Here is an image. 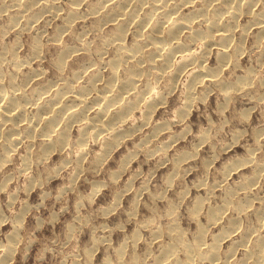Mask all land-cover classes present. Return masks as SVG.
Instances as JSON below:
<instances>
[{
  "label": "bare ground",
  "instance_id": "1",
  "mask_svg": "<svg viewBox=\"0 0 264 264\" xmlns=\"http://www.w3.org/2000/svg\"><path fill=\"white\" fill-rule=\"evenodd\" d=\"M58 1L9 0L7 6L0 7V12L7 14L2 28L7 33L28 30L44 13L60 20L49 40L57 49L51 61L54 80L40 83V79L29 86L35 77L45 74L20 72L28 59L16 55L17 42L1 47L0 60H6L11 72L8 76L0 72V169L18 146H23L25 168L32 163L43 164L56 153L60 167L71 164L78 174L87 164V172H94L120 143L130 142L134 147L135 140L147 143L165 134L171 124L157 122L156 114L164 109L166 96L171 94L184 106L178 115L180 122L190 116L198 102L217 93L227 97H223L225 105L237 95L246 96L254 104L262 103L264 121V81L254 82L248 69L239 76L233 74L232 79L222 77L225 68H239L237 60L251 28L255 34L248 41L249 49L264 43V0H96L85 3L84 12L79 6L85 0H71L63 14L58 13ZM240 17L247 23L239 24ZM86 20L91 24L89 29L74 33L73 25ZM103 28L107 32L101 40L98 38L97 45L88 43L94 49L86 58L87 45L68 46L61 37L69 34L82 42L87 31L95 33ZM235 32L239 34L234 41ZM31 39L28 58L38 60L42 46L39 39ZM108 49L110 56L103 60V54L108 53L103 52ZM212 54L213 64L208 65ZM74 128L76 138L72 140ZM208 135L203 131L200 140L205 142ZM263 135L264 128L253 131L257 147L249 148L243 161H233L222 174L223 180L209 187L205 182L197 183L206 192L186 207V216L195 222L191 240H186L187 231L179 226V203L167 201L163 214L167 225H158L156 218L139 224L151 233L155 252L149 251V244L135 252L138 237L134 235L129 250L121 244L113 251L114 260L107 258L102 264H264V153L255 156ZM186 158L175 161V173L171 172L166 183L171 184ZM244 167H249L246 175L222 185L230 171ZM216 188L220 189L217 196ZM182 197L183 193L179 201ZM225 240L227 245L221 250ZM13 245H8L9 258ZM89 253L86 264H90Z\"/></svg>",
  "mask_w": 264,
  "mask_h": 264
},
{
  "label": "rangeland",
  "instance_id": "2",
  "mask_svg": "<svg viewBox=\"0 0 264 264\" xmlns=\"http://www.w3.org/2000/svg\"><path fill=\"white\" fill-rule=\"evenodd\" d=\"M25 1L28 0H22ZM70 1L57 2L59 14L67 11ZM95 1L85 0L79 6L80 10L84 12L85 3ZM7 3L9 0H0V7L7 6ZM44 14L39 15L41 17H38L28 30L24 29V32L19 33H16L17 30H10L7 33L2 30L6 25L7 14L4 11L0 12V50L2 46L7 48L9 44L17 42L16 55L20 59H28V63L25 62L27 65L24 64L20 72L42 71L41 75L45 74L38 79L35 77L30 85L27 84V90L30 89L29 86L38 82L36 80L41 79L40 83L42 80H54L56 74L51 67V61L55 58L57 49L53 48L49 40L60 20L59 17L50 18L48 14ZM240 18L239 24L247 23L245 17ZM85 22L75 23L73 32L88 30L91 24L87 20ZM106 32V28L95 33L87 31L82 42L76 41L69 34H62L61 37L68 46L87 45L86 48L90 52L85 51L83 58H86ZM254 32V28H251L249 37L243 43L244 52L242 51L237 60L239 68L237 70L232 66L225 68L222 73L223 79H232L233 74L239 76L248 69L254 75V82L264 81V47L261 48L264 43L257 45L255 50L249 49ZM238 34L235 32L234 41L237 40ZM33 37L39 39L43 47L42 57L38 60L28 58V47ZM259 50L263 54L259 55ZM103 53H107L103 54L105 55L102 56L103 60H108L109 49ZM209 57L208 65L213 64V54ZM6 65V60L0 62L2 76H8L11 72L10 67ZM262 91L264 98V90ZM210 95L203 103L200 101L191 108L190 116L183 122L178 119L184 107L181 104L182 100H176L174 94L166 96L164 109L156 114L157 122L168 121L169 125L171 124L165 134L157 137V140L154 138L155 141L153 138L147 143L142 141L143 144L135 140L137 145L134 147L130 142L120 143L119 147L112 150L109 158L105 159L104 164L91 173L86 170L87 164L83 165L85 170L78 174L71 164L60 167V157L56 153L50 155L43 164L32 163L25 168L23 156L26 150L23 146H18L17 152L12 155L7 166L0 169V264H86V253L89 251V263L102 264L107 258L110 261L114 260L113 251L121 244L124 243V249L129 250L134 235L138 237L133 246L135 252H141L149 244V251L153 253L156 251V243L151 242V233L146 228H141L139 224L141 221L156 218L158 225L162 227L167 225V220L163 216L167 201L179 203L176 209L179 226L187 231L185 234L188 235L184 234L186 240H191L195 222L186 216V207L195 198L205 196L206 189L198 184L205 182L209 187L220 181L222 174L233 161H243L247 150L257 147L253 141V131L264 128L262 103H255L258 105L256 108L249 98L237 95L225 105L224 98L227 97L220 93ZM75 131L74 128L70 135L71 139L74 136L76 138ZM201 131L209 134L208 141L200 140ZM144 135L146 132L141 137ZM263 136L259 138L262 147L259 146L261 150L255 153L256 157L264 153ZM153 151L157 152L150 156L149 153ZM182 156L189 158L182 162L176 172L177 175L171 179V184L166 183L171 172L175 173L172 171L173 164ZM90 157L91 155L86 156V161H89L87 159ZM248 171L249 167L230 171L222 185H229L239 176L246 175ZM219 190L215 189L216 196L219 195ZM181 193L185 197L180 200L182 202L179 201ZM8 245H13L12 252L14 251L10 258L7 255L10 251ZM226 245L225 240L221 244V250Z\"/></svg>",
  "mask_w": 264,
  "mask_h": 264
}]
</instances>
